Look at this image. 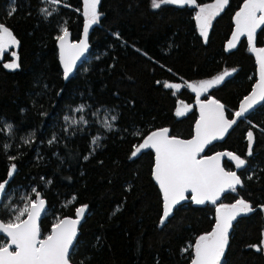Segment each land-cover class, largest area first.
Returning <instances> with one entry per match:
<instances>
[{
  "label": "trees",
  "instance_id": "16d2710c",
  "mask_svg": "<svg viewBox=\"0 0 264 264\" xmlns=\"http://www.w3.org/2000/svg\"><path fill=\"white\" fill-rule=\"evenodd\" d=\"M66 2L68 7L45 19L40 9L47 5L41 0L14 4L0 0V24L19 42L17 69L3 66L11 60L9 53L0 59V129L13 126L11 133L0 131V181L7 179L11 163L17 166L1 205L11 201L12 206H21L26 202L21 197L35 198V188L47 206L40 222L42 235L50 232L57 218H75L76 208L86 206L71 264H190V246L215 226L216 205L198 208L187 202L161 227L163 202L152 179L154 156L150 150L136 157L131 153L155 130L168 128L171 137L191 138L197 119L195 95L185 84L235 69L200 97L218 100L226 117L233 118L257 81L247 40L227 49L234 15L244 0H229L213 19L207 41L196 28L195 12L215 0L155 10L151 0H100L99 22L89 35V55L68 81L59 66L55 37L66 21L72 40H79L84 18L83 0ZM12 7L15 12L10 15ZM262 27L255 38L257 48L264 47ZM166 83L180 84L181 89L173 95ZM178 102L194 109L177 117ZM81 105L84 111H75ZM111 115L117 119L109 131L103 120ZM81 116L86 126L71 123ZM137 131L140 134L134 135ZM248 131L254 135L251 156ZM97 135L98 146L91 143ZM5 143L11 145L7 153ZM217 152H231L247 161L237 169L242 186L219 203L243 198L256 209L232 226L222 264H264L263 251L253 247H261L264 234L259 208L264 205V102L247 112L205 155ZM11 156L18 158L13 161ZM223 166L227 171L235 169L227 161ZM7 219V211L0 207V220Z\"/></svg>",
  "mask_w": 264,
  "mask_h": 264
},
{
  "label": "snow or ice",
  "instance_id": "6c2138e0",
  "mask_svg": "<svg viewBox=\"0 0 264 264\" xmlns=\"http://www.w3.org/2000/svg\"><path fill=\"white\" fill-rule=\"evenodd\" d=\"M15 0H13V4ZM41 3L48 5L40 9L41 15L45 19L58 13L61 7H68L66 0H41ZM100 0H83V16L85 22L83 26V39L78 42L70 41V33L67 22L59 27V32L55 39L59 46V60L63 66V78L68 80L70 74L76 68L77 62L84 56L88 49V34L92 25L99 22L100 14L97 7ZM229 0H215L212 4L199 6L195 20L199 28L200 35L207 41L208 31L213 19L228 5ZM163 5H196V0H151L152 9H159ZM15 12V7L10 9V15ZM235 30L228 43V48H234L241 37L247 38L251 52L256 56L259 65V82L255 85L251 95L245 98L240 105V110L235 112V117L244 116L254 105L264 101V47L255 46V38L258 29L264 26V0H244L243 6L234 15ZM119 38V34H116ZM18 40L13 32L4 24H0V57L9 48L18 47ZM139 51V50H137ZM10 63H5V68L15 70L19 67L18 56L15 52ZM235 69L232 70L234 72ZM224 71L223 74L198 83H189L186 86L195 93L196 102L199 105V119L195 123L194 136L184 140L171 137L169 129L163 128L152 131L143 139V142L135 146L131 157H136L142 149H151L155 153V165L153 176L163 196V215L160 226L163 227L165 221L172 214L176 205L188 199L187 194H191V200L197 205H204L206 202L216 205L215 226L210 233L200 235L192 247L193 256L191 264H222V258L229 243V230L235 221L242 214H249L256 209L243 198L236 199L234 203L225 204L217 201L221 200L222 194L226 192L235 193L237 186H242V180L236 171H226L221 166V158L228 157L235 162V168L240 169L247 161L231 152H221L211 156H201L206 146L213 141L223 139L225 134L237 119H228L225 116V106L216 99L207 98L201 100L200 97L209 89L220 85L226 77L232 74ZM166 88L179 90V84L164 85ZM182 103V102H181ZM84 105L75 111L83 112ZM191 108L182 104L175 111L177 117L184 116ZM69 120L68 116L64 117ZM117 117L115 115L105 116L103 126L106 130H112ZM72 124L82 123L85 126L87 121L83 116L79 121L73 120ZM13 126L6 124L0 131L11 133ZM67 131V128L65 129ZM140 134L138 131L134 135ZM29 138L24 139V143L31 142ZM101 139L99 135L91 141L98 146ZM53 140L49 143L54 142ZM248 152L252 155V145L254 135L252 131L247 132ZM4 151L7 153L11 145L5 143ZM17 156L9 157L10 160L17 159ZM87 159V157H85ZM17 171L15 163L9 165L7 179L0 181V198L5 197L6 188L9 181ZM251 179V177H249ZM35 198L31 196L21 197L26 202L23 207H14L11 201L0 205L8 213L7 220H0V264H70L71 250L74 246L78 234V225L81 223L86 210V206L76 208L75 218H57L51 226L47 235H42L39 221L46 210V201L41 193L35 188L32 189ZM75 197L68 203L74 202ZM264 211V205L259 206ZM257 251H262L259 246ZM182 251H187L184 249ZM83 264V261L81 262Z\"/></svg>",
  "mask_w": 264,
  "mask_h": 264
},
{
  "label": "water",
  "instance_id": "95a60500",
  "mask_svg": "<svg viewBox=\"0 0 264 264\" xmlns=\"http://www.w3.org/2000/svg\"><path fill=\"white\" fill-rule=\"evenodd\" d=\"M84 22H85V20L83 21L82 30H81V34H80V38H79V40L83 39V26H84ZM95 26H96V24H95V25H92V27L89 29V34H88V49H87V51L85 52L84 56L81 57L80 61L77 62L76 68L73 70V73L70 74L69 79H71V78L75 75L76 71H77V70L79 69V67H80V66L86 61V59H87V57H88V55H89V52H90L89 35H90L91 30H92ZM196 28L199 30V28H198V26H197V23H196ZM234 30H235V29H234ZM233 32H234V31H233ZM69 33H70V32H69ZM231 38H232V35H231ZM231 38H230V40H231ZM241 38H242V37H241ZM241 38H240V39H241ZM240 39H239V40H240ZM79 40H77V41H73L72 38H71V34H70V41H71V42H78ZM230 40H229V41H230ZM239 40H238V41H239ZM238 41H237V43H238ZM237 43H236V44H237ZM56 47H57V51H58V62H59V66H60L61 72H62V74H63V66H62V64L60 63V60H59V46H58V41L56 42ZM249 47H250V46H249ZM250 51H251V50H250ZM251 53H252V55H253V57H254V59H255V65H256V69H257V81H256V84H257V83L259 82V65H258V63H257V60H256V56H255V54H254L253 52H251ZM63 79H64V78H63ZM69 79H68V80H69ZM64 80H65V79H64ZM68 80H66V81H68ZM256 84H255V85H256ZM179 85H180V84H179ZM254 88H255V86H254ZM254 88H253V90H254ZM253 90H252V91H253ZM251 93H252V92H251ZM251 93H250L249 95H251ZM249 95H248V96H249ZM248 96H247V97H248ZM244 100H245V99H244ZM244 100H243V101H244ZM243 101H242V102H243ZM242 102H241V104H242ZM263 102H264V101H261V102H259L258 104L254 105L253 108L250 109L248 112L253 111L255 108H257L258 106H260ZM194 107H195L196 114H197V119H196V121H197V120L199 119V105H198L197 102H196V97H195ZM239 110H240V107H239L238 111H239ZM246 114H247V113H246ZM246 114H245V115H246ZM245 115H244V116H245ZM225 116H226V113H225ZM244 116H242V117H240V118H236L235 115H234L232 119H237V123H238V121H239L240 119H243ZM226 118H227V117H226ZM196 121H195V123H196ZM195 123H194V125H193V134H192L191 138L194 136ZM237 123H236V124H237ZM236 124H235V125H236ZM235 125H233L232 128H233ZM232 128H231V129H232ZM231 129L228 130V132L225 134V136H224L223 139H219V140L213 141L212 144L206 146L204 152L201 153V156H206L205 153H206V151H207V149H208L209 147H211L212 145H214V144H216V143H220V142H222V141L226 138V136L228 135V133L230 132ZM191 138H189V139H191ZM178 139H179V138H178ZM187 140H188V139H187ZM145 150H146V151H147V150H150V151L152 152V154H153V156H154V165H155V153H154V151L151 150V149H142L141 151H145ZM217 153H221V152H217ZM217 153H215V154H217ZM215 154H213V155H215ZM210 156H211V155H210ZM224 161H227L228 163H230V164H232V165H235V162H234V161H231L228 157L225 156V157H222V158H221V166H222V167H223V163H224ZM154 165H153V169H152V179H153L154 183L156 184V186H157L158 189H159V185L156 183V181H155V179H154V176H153ZM239 187H240V186H237V188H239ZM6 190H7V188H6ZM159 191H160V189H159ZM160 193H161V191H160ZM227 193H228V192L222 194L221 198H222L225 194H227ZM187 195H188L189 198L186 199L185 201H182L179 205H176L175 208H174L173 211H172V214L168 217V219L171 218V216L173 215L174 211H175L179 206H181V205H183V204H185V203H187V202H190V203L192 204L193 207H198V208H202V207H204V206H206V205H211V206H212V204H211V203H208V202H206L204 205H197V204H195V203L191 200V198H190L191 194L189 193V194H187ZM161 197H162V202H163V196H162V193H161ZM2 200H3V198H0V205H1ZM219 201H220V200H219ZM219 201H217V203H219ZM46 210H47V206H46ZM46 210H45V212H46ZM45 212L42 214L41 219H40V221H39V224H40V222H41V220H42V218H43ZM84 215H85V214H84ZM162 215H163V210H162ZM243 215H244V214H242L241 216H243ZM241 216H239L238 218H240ZM83 218H84V216H83ZM83 218L81 219V223H82ZM238 218H237V219H238ZM168 219H167V220H168ZM237 219H236L235 221H233V225H234V223L237 221ZM167 220H166V221H167ZM166 221H165V222H166ZM81 223L78 225V234H77L76 240H77L78 235H79V228H80ZM230 232H231V229L229 230V235H230ZM76 240L74 241V245H75V243H76ZM73 248H74V246H73ZM73 248H72V250H73ZM72 250H71V252H72ZM70 264H71V263H70ZM190 264H191V263H190Z\"/></svg>",
  "mask_w": 264,
  "mask_h": 264
},
{
  "label": "rangeland",
  "instance_id": "374dc122",
  "mask_svg": "<svg viewBox=\"0 0 264 264\" xmlns=\"http://www.w3.org/2000/svg\"><path fill=\"white\" fill-rule=\"evenodd\" d=\"M48 6V5H47ZM172 6H177V7H180V6H178V5H172ZM48 7H50V6H48ZM83 18H84V20H85V17L83 16ZM227 46H228V44H227ZM16 51V47H14V48H9L7 51H5L4 52V54L5 53H9V55H10V57H11V60H10V62H12L13 61V59H14V57L11 55V53L12 52H15ZM3 54V55H4ZM3 57V56H2ZM2 57H0V59L2 58ZM10 62H8V63H10ZM7 70H9V71H12L11 69H8V68H6ZM17 69V68H16ZM221 74H223V73H220V74H218V75H221ZM216 77V76H215ZM229 77V76H228ZM228 77H226V78H228ZM225 78V79H226ZM189 83H198V82H187L186 84H185V89L187 90V91H189V92H191V89L190 88H188L186 85L187 84H189ZM218 86V85H217ZM217 86H215V87H217ZM214 88V87H213ZM212 89V88H211ZM210 90V89H209ZM208 90V91H209ZM172 93H175V95L177 94L176 92H172ZM207 94H208V92L206 93V94H204L203 96H207ZM182 104H185V103H181V102H178L177 103V108L178 107H182ZM186 105H188V104H186ZM190 108H191V111L194 109V108H192V106L191 105H188ZM191 111H189V112H191ZM189 112H187L186 114H188ZM185 114V115H186ZM184 115V116H185ZM181 117H183V116H181ZM70 121H73L72 119H70ZM24 204V203H23ZM23 204L21 205V206H18V205H15L14 207H23ZM262 213H263V215H264V211H262ZM261 248L262 249H264V234H263V239H262V242H261ZM263 251V253H264V250H262Z\"/></svg>",
  "mask_w": 264,
  "mask_h": 264
},
{
  "label": "flooded vegetation",
  "instance_id": "af4514ba",
  "mask_svg": "<svg viewBox=\"0 0 264 264\" xmlns=\"http://www.w3.org/2000/svg\"><path fill=\"white\" fill-rule=\"evenodd\" d=\"M191 7H194V5H191ZM198 10H199V8L196 9V12H197ZM196 12H195V15H196ZM233 19H234V18H233ZM195 23H196V20H195ZM233 23H234V22H233ZM261 28H263V27H261ZM261 28L258 29V31L261 30ZM258 31H257V33H258ZM244 38L247 40L246 36H245V37H242L241 39H244ZM241 39H240V40H241ZM238 42H239V41H238ZM234 48H235V47H234ZM227 49H229L228 46H227ZM232 49H233V48H231L230 50H232ZM180 89H181V88H179V90H180ZM179 90H176V89L173 88L172 92L174 91V92L178 93ZM173 95H175V93H173ZM200 99H201V98H200ZM234 166H235V165H234ZM234 166H233V167H234ZM223 167H224V166H223ZM234 168H235V167H234ZM224 169H225V168H224ZM225 170H226V169H225ZM226 171H227V170H226ZM233 171H236V172H237V169L235 168Z\"/></svg>",
  "mask_w": 264,
  "mask_h": 264
},
{
  "label": "bare ground",
  "instance_id": "6f19581e",
  "mask_svg": "<svg viewBox=\"0 0 264 264\" xmlns=\"http://www.w3.org/2000/svg\"><path fill=\"white\" fill-rule=\"evenodd\" d=\"M194 95H195V93H194Z\"/></svg>",
  "mask_w": 264,
  "mask_h": 264
}]
</instances>
